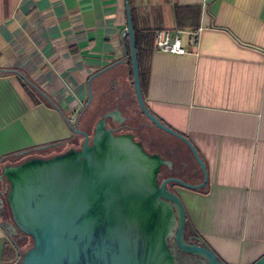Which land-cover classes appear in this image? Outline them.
Instances as JSON below:
<instances>
[{
	"label": "crops",
	"instance_id": "1",
	"mask_svg": "<svg viewBox=\"0 0 264 264\" xmlns=\"http://www.w3.org/2000/svg\"><path fill=\"white\" fill-rule=\"evenodd\" d=\"M128 4L141 33L168 30L185 50L151 47L141 93L149 111L185 136L206 165L205 189H176L187 217L224 262L253 264L264 255V0ZM126 30L125 0H0V176L28 156L75 148L80 137L67 121L82 130L115 110L122 122L146 119L135 100ZM117 62L91 81L92 101L81 114L89 78ZM17 73L46 98L34 102ZM159 137L172 147L171 136ZM6 191L1 179L0 264L8 242Z\"/></svg>",
	"mask_w": 264,
	"mask_h": 264
},
{
	"label": "water",
	"instance_id": "2",
	"mask_svg": "<svg viewBox=\"0 0 264 264\" xmlns=\"http://www.w3.org/2000/svg\"><path fill=\"white\" fill-rule=\"evenodd\" d=\"M125 2V36L138 109L154 128L185 145L199 168L200 182L191 184L167 177L159 183L160 167H170V162L146 153L132 136H116L114 130L106 128L107 119L122 122L117 110L98 120L90 143L78 125L67 121L71 132L84 139L80 149L49 158L35 157L2 169L0 181L4 179L8 185L5 200L11 216V223L2 228L9 240L16 232L32 240V247L23 254L16 248L15 264H173L167 244L171 236L182 251L199 255L208 264H227L202 238L203 247L183 241L186 210L168 186L202 190L208 185L209 175L190 141L164 125L145 105L132 18L128 0ZM120 63L89 78L88 98L81 114L92 101L91 81ZM253 264H264V255Z\"/></svg>",
	"mask_w": 264,
	"mask_h": 264
},
{
	"label": "flooded vegetation",
	"instance_id": "3",
	"mask_svg": "<svg viewBox=\"0 0 264 264\" xmlns=\"http://www.w3.org/2000/svg\"><path fill=\"white\" fill-rule=\"evenodd\" d=\"M101 116L98 120L102 118ZM98 120H96L91 125H87L81 130L88 135L89 143L91 142L92 136L94 134V127ZM105 122L106 128H110L115 131L114 135H130L132 136L133 141L139 143L146 153L149 155H157L163 161L170 162V167L164 165L160 167L158 176H160L161 179L158 180L159 183L166 177H177L187 183L196 184L195 179L197 178V174H199V168L192 155L189 153L190 157H184L178 149L174 148L173 146L169 147L170 144L161 140L160 137L159 139H156L149 136V132H158L160 130L154 128L146 119L144 121L138 122L134 118L125 117V120L121 123L116 121L114 122L110 119H107ZM83 140V137L80 136V147L82 146ZM77 143L78 141H76V145ZM80 147L78 149H80ZM166 149L167 151H165ZM168 188L177 194L176 189H178V187L171 186ZM6 223L10 222L6 220ZM18 234L19 233L16 232L15 236L13 237H16ZM200 238L201 237L194 230L190 220L186 216V222L183 230V241L191 246L203 247V243L200 242ZM167 244L173 255V264H208V261L205 258L182 251L173 236L168 238Z\"/></svg>",
	"mask_w": 264,
	"mask_h": 264
},
{
	"label": "trees",
	"instance_id": "4",
	"mask_svg": "<svg viewBox=\"0 0 264 264\" xmlns=\"http://www.w3.org/2000/svg\"><path fill=\"white\" fill-rule=\"evenodd\" d=\"M131 17H132L134 38H135V44H136V52H137V61H138V68H139L140 85L142 86V83H143V80H144V73H143V70H142L143 58L146 55V53L149 51V49L151 47H153L154 36H155V33L157 31L156 32L141 33L136 27L135 20L133 18V13L132 12H131ZM124 44H125V47H126V50H127L129 61H130L129 44H128V38L126 36H125ZM19 81H20L21 85L26 89L28 94L31 96V98L34 100V102H39L41 99L44 100V97H42L35 89H33L29 84H27L20 77H19ZM95 121H96V119L94 118V119H92V121L89 124L91 125ZM66 151L67 150H65L63 152H66ZM63 152H60V153H63ZM32 158H34V156H28L22 162H24L26 160H29V159H32ZM22 162H20V163H22ZM20 163H18V164H20ZM171 186H175V185H169L168 187H171ZM198 191H201V190H198ZM5 198H6V194L3 196V209H2V213L1 214H2V216H3L5 221L6 220L9 221L10 212H9V208H8V205L6 203ZM16 237H18V235ZM13 238L14 237H12L11 240L8 239V242H7V245H6V249L4 251V257H3V263L4 264H15L16 263V261L18 259V254H17L16 248H18L20 250V252L22 253V250H21L22 241L20 239H16L15 240Z\"/></svg>",
	"mask_w": 264,
	"mask_h": 264
},
{
	"label": "built area",
	"instance_id": "5",
	"mask_svg": "<svg viewBox=\"0 0 264 264\" xmlns=\"http://www.w3.org/2000/svg\"><path fill=\"white\" fill-rule=\"evenodd\" d=\"M190 43L196 47L197 35L194 34L190 37ZM153 47L156 51L166 54H185L180 38L177 35L172 36L168 30L157 31L155 33Z\"/></svg>",
	"mask_w": 264,
	"mask_h": 264
},
{
	"label": "rangeland",
	"instance_id": "6",
	"mask_svg": "<svg viewBox=\"0 0 264 264\" xmlns=\"http://www.w3.org/2000/svg\"><path fill=\"white\" fill-rule=\"evenodd\" d=\"M149 134V136H151V137H153V138H156V139H159V134H161V131H158V132H156V131H152V132H149L148 133ZM170 138V137H169ZM170 140H171V142H172V146L174 147V148H176V147H179V149H181L182 150V152H183V154H184V152H187L186 151V149H184V147H182L181 148V144L179 145L175 140H174V138L172 137V138H170ZM77 147L75 148V149H78L79 147H80V141H78V143H77V145H76ZM65 151V150H64ZM63 152V151H62ZM53 155H57V153L56 154H49L48 156H46L47 158L48 157H51V156H53ZM42 156V155H41ZM42 158H45V157H42ZM161 179V177L160 176H158V180H160ZM159 182V181H158ZM176 187H178V186H176ZM179 188V187H178ZM7 189H8V185H7ZM9 222L11 223V216H10V218H9ZM13 239H20L21 241H22V247H21V250H22V253H24L26 250H28V249H30L31 248V246H32V240L29 238V237H27V236H24L23 234H18V237H14Z\"/></svg>",
	"mask_w": 264,
	"mask_h": 264
}]
</instances>
